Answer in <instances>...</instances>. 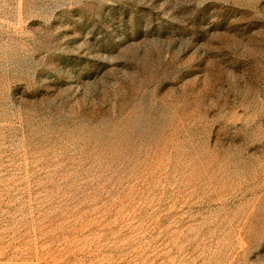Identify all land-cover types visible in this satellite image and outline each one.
Masks as SVG:
<instances>
[{"label":"rangeland","instance_id":"rangeland-1","mask_svg":"<svg viewBox=\"0 0 264 264\" xmlns=\"http://www.w3.org/2000/svg\"><path fill=\"white\" fill-rule=\"evenodd\" d=\"M0 264H264V0H0Z\"/></svg>","mask_w":264,"mask_h":264}]
</instances>
